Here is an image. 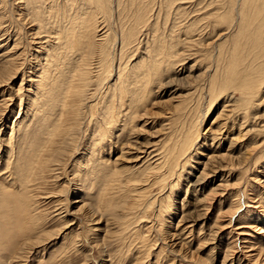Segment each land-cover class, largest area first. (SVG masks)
I'll use <instances>...</instances> for the list:
<instances>
[{
  "label": "rangeland",
  "instance_id": "obj_1",
  "mask_svg": "<svg viewBox=\"0 0 264 264\" xmlns=\"http://www.w3.org/2000/svg\"><path fill=\"white\" fill-rule=\"evenodd\" d=\"M0 1V8L6 7L0 11L7 15L3 23L0 14L4 24L0 26V65L7 56L17 62L13 78L0 75V264H198L199 260L207 264H264V101L261 107H252V114L243 119V136H237L241 116L225 118L222 130L215 129L218 124L213 122L221 121L215 119L229 97L214 98L205 123L198 127L208 139H203L205 145L194 146L193 152H198L193 162L182 163L173 180H161V173L154 175L155 163L168 154L174 135L179 131L182 136V129L190 126L182 115L191 112L188 95L194 94L193 104L201 95L197 102L203 113L210 107L205 92L208 78L203 82L196 76L205 69L211 70L210 77L216 76L215 66L225 62L226 48H220V43L231 41L234 30L223 32L225 27H221V36L214 37L200 33L199 48L190 45V49L187 42L179 41L178 31L183 33L189 25L184 19L209 15L219 4L228 6V0H177L172 8L169 0H108L104 11L97 13L82 0ZM175 12L181 15L177 17ZM172 32L180 50L174 69L158 77L152 73L146 76L138 67L152 55L146 51L169 39ZM208 42L217 44L209 46ZM159 50L157 59L162 60L169 51L167 47ZM261 51L253 46L249 57L261 61ZM209 61L214 70L205 68ZM130 70L136 72L132 80L126 76ZM62 77L66 78L65 90H72L58 96L54 87ZM146 82L148 89L144 88ZM121 87L120 92L117 88ZM261 94L264 99V87ZM168 99L172 103L181 99L186 104L181 105L183 112L167 109L164 103ZM134 101L140 105H133ZM240 150L247 154L245 163L236 160ZM212 155L217 158L208 160ZM202 162H208L207 168ZM242 163L249 166L246 172ZM203 169L205 176L200 174ZM212 187V197L202 201L204 188ZM148 189L160 199L165 197L163 205L173 206V224L166 221L165 212L158 214L156 207L148 213L155 217V224L144 227L137 221L135 227L139 217L135 219L134 210H141ZM132 202L136 207L125 212ZM83 204L85 208L78 210ZM129 216L133 219L125 220ZM165 229L172 234L175 231L176 237Z\"/></svg>",
  "mask_w": 264,
  "mask_h": 264
},
{
  "label": "bare ground",
  "instance_id": "obj_2",
  "mask_svg": "<svg viewBox=\"0 0 264 264\" xmlns=\"http://www.w3.org/2000/svg\"><path fill=\"white\" fill-rule=\"evenodd\" d=\"M23 1V0H22ZM229 2H228V6H226V2L224 3V4H222V5H217L215 8H213L212 9V11H210L211 13L209 14V15H206V16H202V15H200V16H196L195 15V17H194V19L192 20L191 18V21H190V19H188V20H185L184 19V21L185 22H187L189 25L186 27V29H184V32L182 33L181 31H178V39H179V41H183L184 43H186L187 42V45H189L188 46V49H190L189 47H190V45L192 46V47H198L199 45H200V42H201V39H200V33H202V35L203 36H211V35H213V37L216 35V34H218L219 32L218 31H220L219 30V28H221V27H225L224 28V30H223V32L225 31V29L228 31H230L231 29L232 30H234V31H232L233 32V38L231 39V41H226L225 43H220V46H219V43H218V46L220 47V48H226V53H225V56H224V60H225V62H223V61H220L221 63L223 62V64H220V66H215V71H216V76L214 75V76H212V77H210L211 76V70H207V69H205L203 72H202V75H198V76H196V78L200 81V80H202L203 79V82L204 81H206V79L208 78V84H207V89H206V93L208 94V96L210 97V107H209V104H208V106L207 107H209V108H207V111L205 112L204 111V113L201 111V109H202V107L200 108V103L199 102H197V100L199 101V98H202L201 97V95H199V98L196 100V104H193V101H194V94H193V92H191L193 95H188V93L187 94H185V95H188V96H190V102H189V104L187 105V107L190 109L189 111H191L190 112V114H188L186 111H188V110H186L185 112L187 113V114H185V113H182V115L183 116H187L186 117V119H185V121L186 120H188L189 119V124H190V126H189V128H185L186 130H183L182 129V136H181V132H179L178 130V135H174V140H172V146L170 147V143H169V151H168V154L167 153H165V150H164V152L163 153H165L166 154V156L164 157V155L161 157L162 158V161L160 162L159 161V163L158 162H156L155 163V167H154V175L156 174V175H159L160 173V176H161V180H164V178H166V179H168L169 177L173 180V178H175L176 176H175V173L180 169V167H181V169L183 168L182 166H181V164L182 163H186L187 164V162L189 161L190 163H192L193 162V159H194V155H196V153L198 152H193V150L196 148H194V146L196 145V146H203V145H205V143L207 142L206 141V139L205 140H203L204 138H207L208 139V135H202V132L200 133L199 132V125H203L204 123H205V120H206V118H207V115H208V113L210 112V110H211V107H212V104H213V102H214V98H216V100H217V97H219V96H222V95H225V94H227L228 95V97H229V99H228V101H226V103H224L221 107H222V110H223V112L221 113V111L219 110V112H218V115H217V117H216V119H215V121L216 120H218L219 118H221V121L218 123V121H216V122H213V123H215L214 125H217L216 126V130L218 129V130H222V128H223V126H225L224 124H225V118H229V117H231L232 115H233V117H235V116H241V124H240V126H238V127H240V129H239V132H238V134H237V136H243V131H244V129H243V125H244V121H243V119H245L246 117H248L247 115L248 114H252L251 113V110H252V107H253V109H254V106H258V107H261L262 106V102L264 101V99H262V94H261V87H264V1L263 2H261L260 0H228ZM1 2V1H0ZM6 2H7V0H6ZM26 2V1H25ZM108 2V0H82V4L83 5H90V6H93L94 8H95V10H96V13H97V11L98 12H103L104 11V7H105V4ZM176 2H177V0H169V7L170 8H172V6H174L175 4H176ZM182 2V1H181ZM261 2V3H260ZM3 3V2H2ZM8 3V2H7ZM166 3V2H165ZM167 4V3H166ZM3 5H5L4 3H3ZM26 5V4H25ZM108 5V4H107ZM180 5H182V4H178V6H180ZM183 5H185V4H183ZM190 5V4H189ZM21 6V5H20ZM200 7H202V6H200ZM6 8V7H5ZM4 7H1L0 9H3V11H5L4 9H5ZM28 8V6L26 7V9ZM64 8V7H63ZM79 9V8H78ZM180 9V8H179ZM185 8H183V10H184ZM201 9V8H200ZM223 9V11H221V12H218L219 10H222ZM28 10V9H27ZM140 10V9H139ZM174 10V9H173ZM181 10V9H180ZM7 11V10H6ZM185 11V10H184ZM29 12V11H28ZM27 12V13H28ZM94 12V11H93ZM186 12V11H185ZM4 13V16L2 15V12L0 11V14H1V16L3 17V19H2V22L3 23H5L3 20H5V16H7V15H5V12H3ZM105 14V13H104ZM175 14H176V16L177 17H179V14L180 13H178V12H175ZM181 15V14H180ZM186 15H188V14H186ZM106 16V15H105ZM9 17V16H8ZM8 17H6V19L8 18ZM33 18V17H32ZM182 18V17H181ZM0 19V20H1ZM183 19V18H182ZM107 20V19H106ZM177 20V19H176ZM229 20V21H228ZM179 21H181V20H179ZM179 21H178V23H179ZM190 21V22H189ZM1 21H0V24L2 23ZM84 22V21H83ZM107 22V21H106ZM2 23V24H3ZM11 23V22H10ZM225 23H227V24H225ZM2 24L0 25V26H2ZM212 24V25H211ZM178 25V24H177ZM183 25H184V23H183ZM182 25V26H183ZM235 26V28L234 27H232V26ZM3 26H4V24H3ZM8 27V26H7ZM65 28H67V27H65ZM175 29V28H174ZM6 30V29H5ZM84 30V29H83ZM183 30V29H182ZM175 31V30H174ZM261 31V32H260ZM68 32V31H67ZM135 32V31H134ZM80 33V32H79ZM154 33V32H153ZM199 33V34H198ZM172 35H170L169 37V39H166V38H164V40L162 39V40H160V41H158V43H157V45L156 44H153L151 47H150V50H147L146 52H148V53H150V54H152V55H147V57L145 58V56H143V58H145V60H142L143 61V63H141L142 64V66H138V67H141L142 68V70H144L143 71V73L146 75V76H148V74L150 75L151 73H152V76L153 77H158V76H160V75H162L163 73H166V72H169V71H171L172 70V68L174 67V65H175V56H176V53L177 52H180V50L178 49L179 47V42L177 41V40H174V32H172L171 33ZM44 35V34H43ZM219 35V34H218ZM38 36V35H37ZM121 36V35H120ZM202 36V37H203ZM219 36H221V35H219ZM35 37V36H34ZM42 37V36H41ZM51 37V36H50ZM106 37V36H105ZM165 37V36H164ZM195 37H198V39L197 38H195ZM201 37V38H202ZM223 37V36H222ZM17 38H19V37H17ZM101 38V37H100ZM220 37H218L217 39H219ZM104 39V38H103ZM205 39V38H204ZM208 41L209 40H211V38H206ZM14 40H16L15 38H14ZM20 40V39H19ZM18 40V41H19ZM101 40V39H100ZM214 40V39H213ZM215 40H216V38H215ZM228 40V39H227ZM109 41V40H108ZM220 41H221V39H220ZM225 41V40H224ZM15 42L16 41H14V44H15ZM42 42V41H41ZM47 42V41H46ZM46 42H44L45 44H46ZM96 44H100V42H98L97 43V41H94ZM93 42V43H94ZM219 42V41H218ZM18 43H20V42H18ZM122 43V42H121ZM154 43H156V42H154ZM198 43V44H197ZM203 43V42H202ZM57 44V43H56ZM104 44V43H103ZM206 44H208L209 46L210 45H216L217 44V42L216 43H210V42H208V43H206ZM16 46H18V44L16 43L15 44ZM20 45V44H19ZM40 45V44H39ZM95 45V44H94ZM124 45V44H123ZM122 45V46H123ZM126 45V44H125ZM124 45V46H125ZM41 46V45H40ZM66 46V45H65ZM150 46V45H149ZM186 46V45H185ZM185 46H184V48H185ZM217 46V47H218ZM255 47V46H257V49H259L260 47H261V49H262V51H261V54H259L260 55V60L261 61H255V60H257V59H255L254 57H249L250 56V51H251V47ZM44 47V46H43ZM89 47V46H88ZM106 47V46H105ZM166 48L167 47V51H169V53H167L165 56H163V58H162V60H159V58L157 59V56L159 55L158 54V52L160 51L159 49L160 48ZM191 47V48H192ZM13 48L15 49L16 47L13 45ZM199 48V47H198ZM88 49V48H87ZM93 49H95L94 47L92 48V50ZM105 49V48H104ZM195 49V48H194ZM206 49V48H205ZM210 49V48H209ZM215 49V48H214ZM97 50V49H96ZM132 50V49H131ZM184 50V49H183ZM218 50V49H217ZM7 52H9V51H7ZM89 52H91V53H93V51H89ZM97 52V51H96ZM95 52V53H96ZM163 52V51H162ZM172 52V53H171ZM9 53H11V52H9ZM8 53V54H9ZM13 53V52H12ZM70 53V52H69ZM103 53V52H102ZM19 54V53H18ZM21 54V53H20ZM81 54V53H80ZM85 54V53H84ZM134 54V53H133ZM179 54V53H178ZM181 55L180 56H182L184 53L183 52H181L180 53ZM207 54V53H206ZM14 55V54H13ZM13 55H11V56H13ZM70 55H72V54H70ZM75 55V54H74ZM93 55H94V53H93ZM16 56H17V54H16ZM19 56V55H18ZM17 56V57H18ZM78 56V55H77ZM96 56V55H95ZM103 56V55H102ZM104 56H106V55H104ZM109 56V55H108ZM208 56V55H207ZM253 56V55H252ZM16 57V58H17ZM74 57V56H73ZM213 57V56H212ZM3 58V57H2ZM1 58V59H2ZM87 57H85V59H86ZM96 58V57H95ZM123 58V57H122ZM176 58H177V56H176ZM251 58V59H250ZM4 59H5V57H4ZM15 59V58H14ZM70 59V58H69ZM74 59H77V58H74ZM83 59V58H82ZM142 59V58H141ZM178 59V58H177ZM222 59V60H223ZM90 60V59H89ZM91 60H92V56H91ZM99 60V59H98ZM108 60V59H107ZM4 61V60H3ZM87 61H88V59H87ZM109 61V60H108ZM141 61V60H140ZM183 61V60H182ZM205 61H206V59H205ZM72 62V61H71ZM122 62V61H121ZM213 62V61H212ZM60 63V62H59ZM81 63V62H80ZM89 63V62H88ZM90 63H92V62H90ZM110 63H111V61H110ZM129 63V62H128ZM127 63V64H128ZM208 63H210V61L209 62H207V64H206V66H205V68H212L211 66H209V64ZM16 64H17V62H15V60H11V58H9L8 56L6 57V60L4 61V63H2V65H0V75H2V76H6V77H8L9 79H11V78H13L14 77V74H15V72L17 71V67H16ZM66 64L67 65H69V64H71L70 63V61H67L66 60ZM75 64H77V63H75ZM96 64V63H95ZM212 64V63H211ZM74 65V64H73ZM72 65V66H73ZM108 65V64H107ZM110 65V64H109ZM178 65V64H177ZM92 66V65H91ZM96 66V65H95ZM106 66V65H105ZM213 66V65H212ZM57 67V66H56ZM64 67H66V66H64ZM69 67V66H68ZM94 67V66H93ZM221 67V68H220ZM76 68H78V66L76 65ZM87 68V67H86ZM103 68V67H102ZM136 68V67H135ZM62 69V68H61ZM74 69H75V67H74ZM81 69H82V67H81ZM137 69V68H136ZM174 69V68H173ZM213 69V68H212ZM213 69V70H214ZM57 70V69H56ZM68 70H69V68H68ZM83 70V69H82ZM89 70V69H88ZM94 70V69H93ZM100 70V69H99ZM59 71V70H58ZM57 71V72H58ZM63 71V70H62ZM70 71V70H69ZM72 71V70H71ZM84 71H86V70H84ZM125 71V70H124ZM137 71V70H136ZM50 72H52V71H50ZM61 72V71H60ZM89 72H90V70H89ZM101 72V71H100ZM140 72V71H139ZM76 73H77V71H76ZM82 73H83V71H82ZM124 73V72H123ZM126 73V72H125ZM136 73V72H135ZM134 72H133V70H130V74L128 75H126L127 76V79H129V80H132V75L133 74H135ZM138 73V72H137ZM90 74H91V72H90ZM101 74V73H100ZM166 74H168V73H166ZM217 74H218V78H217ZM61 76H62V74H60ZM77 75H78V73H77ZM170 75V74H169ZM56 75H54V77H55ZM68 76V75H67ZM83 76V75H82ZM91 76H93V75H90V78H91ZM64 77H66V76H64ZM64 77H62V80L58 83V84H56V86L54 87L55 88V90H56V92L58 93V96L60 95V94H64V93H68L65 89H66V87H65V85H66V81H65V79L66 78H64ZM74 77H76L75 75H74ZM152 77V79H154ZM210 77V78H209ZM68 78V77H67ZM55 79V78H54ZM56 79H57V77H56ZM80 79V78H79ZM83 79H84V77H83ZM93 79V78H92ZM51 80H52V78H51ZM58 80V79H57ZM72 80H74V79H72ZM72 80H71V83H72ZM80 80H82V78L80 79ZM53 81V80H52ZM70 81V80H69ZM75 81V80H74ZM84 81V80H83ZM88 81V80H87ZM214 81H218L217 83H213ZM54 82V81H53ZM85 82V81H84ZM79 83V82H78ZM81 84H82V81L80 82ZM117 83V82H116ZM197 83V82H196ZM84 84V83H83ZM204 84V83H203ZM202 84V85H203ZM72 85V84H71ZM78 85V84H77ZM85 85V84H84ZM113 85H115V83L113 84ZM191 85H195V83L194 84H191ZM263 85V86H262ZM150 86V84L149 83H145V87L144 88H147L148 89V87ZM160 86V85H159ZM199 86V85H198ZM71 87H73V86H71ZM82 87V86H81ZM89 87V86H88ZM88 87H87V89H88ZM116 87H117V84H116ZM120 87V86H119ZM69 87H67V89H68ZM79 88V87H78ZM196 88V87H195ZM194 88V89H195ZM201 88V87H200ZM204 88H206V87H204ZM204 88L202 89V91L204 90ZM86 89V90H87ZM115 89V88H114ZM122 89V87L121 88H117V90H121ZM72 90V89H71ZM71 90H70V92H71ZM79 90H81V89H79ZM85 90V89H84ZM85 90V91H86ZM126 90V89H125ZM76 91V90H75ZM143 91V90H142ZM149 91V90H148ZM195 91V90H194ZM41 92V91H40ZM69 92V93H70ZM83 92V91H82ZM88 92V91H87ZM121 92V91H120ZM235 92H237V96L236 95H234V93ZM78 93V92H77ZM114 93V92H113ZM135 92H133L132 93V95H136V94H134ZM203 93V92H202ZM81 94V93H80ZM84 94V93H83ZM106 94H107V92H106ZM189 94H190V92H189ZM69 95V94H68ZM75 95V94H74ZM86 95V94H85ZM110 95V94H109ZM113 95V94H112ZM115 95V94H114ZM120 95H123L122 93H120ZM226 95V96H227ZM66 96V95H65ZM207 96V95H206ZM67 97V96H66ZM227 97V98H228ZM85 98V97H84ZM122 98V97H121ZM120 98V99H121ZM71 99V98H70ZM72 99H74V98H72ZM99 99V98H98ZM106 99V98H105ZM110 99H112V98H110ZM114 100V99H113ZM123 100V99H122ZM169 100V101H168ZM164 104H166V106H167V109H169L170 111L172 110V112H178L179 110H181V112H183V107H181V105H185L186 106V104L183 102V101H181L180 102V100L178 99V100H175L173 103H172V101H171V99H168ZM66 101V100H65ZM185 102H187L188 101V99H185L184 100ZM74 102H76L75 101V99H74ZM177 102V103H176ZM60 103V102H59ZM77 103V102H76ZM48 104V103H47ZM53 104V103H52ZM62 104H63V102H62ZM71 104V103H70ZM75 104V103H74ZM79 104V103H78ZM85 104V103H84ZM133 105H135V106H137V105H140V102L139 101H134V103H132ZM202 104V103H201ZM44 105V104H43ZM82 105V104H81ZM93 105V104H92ZM45 106V105H44ZM56 106V105H55ZM71 106V105H70ZM84 106V105H83ZM202 106V105H201ZM65 107V106H64ZM74 107V106H73ZM228 107V108H227ZM257 107V108H258ZM43 108V107H42ZM41 108V109H42ZM74 108H76V107H74ZM79 108V107H78ZM77 108V109H78ZM82 108H85V106L84 107H81L80 108V110L82 109ZM183 108V109H182ZM187 108V109H188ZM225 108L227 109L226 111V114H224V111H225ZM249 108H251L250 109V111H248V112H244L245 110H248ZM257 108H256V110H257ZM49 109V108H48ZM68 109V108H67ZM259 109V108H258ZM54 110V109H53ZM255 110V109H254ZM52 111V110H51ZM106 111V110H105ZM109 111V110H108ZM47 112V111H46ZM54 112V111H53ZM72 112V111H71ZM200 112H202L201 114H200ZM55 113V112H54ZM53 113V115H55ZM89 113V112H88ZM146 113H148V109L145 111V114ZM163 113V112H162ZM168 113H170V112H168ZM234 113V114H233ZM79 114H81V113H79ZM129 114V116H132V114L129 112L128 113ZM137 114H138V109H136L134 112H133V116L134 117H136L137 116ZM243 114H244V116H243ZM82 115V114H81ZM99 115V114H98ZM104 115V114H103ZM114 115V114H113ZM141 115V114H140ZM166 115V114H165ZM181 115V114H180ZM189 115H190V117H192V119H190L189 118ZM256 115V114H255ZM77 116V115H76ZM80 116V115H79ZM128 116V117H129ZM132 116V117H133ZM142 116H143V114H142ZM164 116V115H163ZM163 116H161V117H163ZM170 116V115H169ZM81 117V116H80ZM114 117V116H113ZM168 117V116H167ZM232 117V118H233ZM244 117V118H243ZM103 118V117H102ZM178 118V117H177ZM224 118V119H223ZM237 118V117H236ZM53 119H55V118H53ZM78 118L76 117V120H77ZM183 119V118H182ZM181 119V120H182ZM194 119V122L192 121ZM235 119V118H234ZM252 119V118H251ZM52 120V119H51ZM253 120V119H252ZM100 121V120H99ZM169 121V120H168ZM55 122V121H54ZM53 122V123H54ZM56 122H57V119H56ZM75 123H77L76 121H74ZM79 122H83L82 121V119H81V121H79ZM101 122V121H100ZM178 122V121H177ZM183 122V121H182ZM228 122V121H227ZM239 119H237V123L239 124ZM102 123V122H101ZM112 123V122H111ZM179 123V122H178ZM230 123V122H229ZM234 123V122H233ZM250 123V122H249ZM261 123H262V121H261ZM78 124V123H77ZM98 124V123H97ZM170 124V123H169ZM237 124V125H238ZM264 124V123H263ZM262 124V125H263ZM57 125V124H56ZM104 125V124H103ZM180 125H182V124H180ZM58 126V125H57ZM78 126H80L79 124H78ZM169 126V125H168ZM227 126V125H226ZM236 126V125H235ZM257 126V125H256ZM259 126V125H258ZM76 127V126H75ZM102 127V126H101ZM181 127V126H180ZM260 127V126H259ZM53 128H54V126H53ZM178 128V127H177ZM234 128V127H233ZM69 129V128H68ZM68 129H66L67 130V132H68ZM80 129H81V127H80ZM111 129V128H110ZM164 129V128H163ZM167 129V128H166ZM262 129V128H261ZM51 130V129H50ZM65 130V131H66ZM70 130V129H69ZM172 130H173V128H172ZM248 130V129H247ZM53 131V130H52ZM51 131V132H52ZM78 131H79V129H78ZM107 131V130H106ZM108 131H110V130H108ZM252 131H254V130H252ZM258 131V130H257ZM55 132V131H54ZM62 132H63V130H62ZM112 132V131H111ZM219 132V131H218ZM48 133V132H47ZM259 133H261V131L259 132ZM66 134H68V133H66ZM72 134V133H71ZM107 134V133H106ZM170 134H172V133H170ZM175 134H176V132H175ZM213 134V133H212ZM255 134V133H254ZM50 135V134H49ZM53 135V134H52ZM65 135V134H64ZM173 135V134H172ZM203 136V138H202V143L200 144L199 143V137L200 136ZM51 136V135H50ZM55 136V135H54ZM67 136V135H66ZM105 136V135H104ZM257 136V135H256ZM53 137V136H52ZM97 137V136H96ZM106 137H107V135H106ZM115 137V136H114ZM215 137V136H214ZM213 137V138H214ZM223 137V136H222ZM231 137V136H230ZM51 138V137H50ZM64 138V137H63ZM105 138V137H104ZM167 138V137H166ZM254 138V137H253ZM262 139H264V138H262ZM238 140V139H237ZM69 141V140H68ZM236 141V140H235ZM260 141V140H259ZM102 142H103V140H102ZM258 142V141H257ZM212 143H214L213 141L211 142V145H212ZM220 143V142H219ZM260 143V142H259ZM98 145V144H97ZM230 146V145H229ZM167 147L168 146H166V148H164V149H167ZM74 148V147H73ZM194 148V149H193ZM197 148H199V147H197ZM162 149V148H161ZM244 149V148H243ZM74 150V149H73ZM198 150V149H197ZM32 151H33V149H32ZM214 151H216V150H214ZM156 152V151H155ZM231 152H233V151H231ZM242 151L240 150L239 151V153L238 154H240L239 156H238V158L236 159V160H238L239 162L238 163H241L242 161L244 162V161H246V158H247V154H245V153H241ZM31 153V152H30ZM161 153H162V151H161ZM160 153V154H161ZM156 154V153H155ZM258 154V153H257ZM35 155V154H34ZM161 156V155H160ZM159 156V157H160ZM259 156H262V155H259ZM152 157H154V156H152ZM224 156H223V154H221V158H223ZM157 158V157H156ZM210 158H213V159H215V158H217L216 156H214V155H212V156H208V160H210ZM260 158V157H259ZM33 159V158H32ZM81 159V158H80ZM152 159H154V158H152ZM248 159V158H247ZM156 160V159H155ZM159 160V159H158ZM221 160V159H220ZM255 160V159H254ZM149 161V160H148ZM150 161H154V160H150ZM75 162V161H74ZM91 162V161H90ZM218 163H219V161H217ZM255 162V161H254ZM202 163H204V168H207V166H206V163H208V162H202ZM245 163V162H244ZM244 163H242L243 165H242V168L243 167H245V166H247L245 169H244V171L246 172L247 170L246 169H248L249 168V166H248V164L246 163L245 165H244ZM256 164V163H255ZM219 165H221L220 163H219ZM206 166V167H205ZM209 166V165H208ZM147 167V166H146ZM145 167V168H146ZM143 168V167H142ZM209 168V167H208ZM35 169H36V167H35ZM141 170V169H140ZM148 170V169H147ZM163 170V171H162ZM191 170H192V168H191ZM143 171H144V168H143ZM152 171V170H151ZM150 171V172H151ZM206 171V170H205ZM205 171H204V169H203V171L200 173L202 176H205ZM85 172V171H84ZM149 172V173H150ZM138 173V172H137ZM144 173H146V172H144ZM149 173H147L146 174V176L149 174ZM179 173V172H178ZM180 174V173H179ZM135 175V174H134ZM145 175V174H144ZM151 175V174H150ZM176 175H178V174H176ZM182 175H183V173H182ZM145 176V177H146ZM166 176V177H165ZM172 176V177H171ZM173 176H175V177H173ZM145 177H144V179H145ZM208 177V176H207ZM140 179V178H139ZM143 179V180H144ZM180 179V178H179ZM92 180V179H91ZM132 180H133V177H132ZM138 180V179H137ZM198 180V179H197ZM250 180H252V179H250ZM148 181V180H147ZM195 181V180H194ZM127 182V181H126ZM128 182H130V181H128ZM170 182V181H169ZM168 182V183H169ZM146 183V182H145ZM147 183H149V181L147 182ZM162 183V182H161ZM172 184V183H171ZM179 184V183H178ZM123 185V184H122ZM131 185V184H130ZM129 185V186H130ZM137 185V184H136ZM140 185V184H139ZM173 185V184H172ZM171 185V186H172ZM194 185V184H193ZM125 186V185H124ZM123 186V187H124ZM138 186V185H137ZM170 186V187H171ZM195 187V186H194ZM134 188V187H133ZM172 188V187H171ZM170 188V189H171ZM176 188V187H175ZM145 189V188H144ZM166 189V188H165ZM164 189V190H165ZM173 189V188H172ZM171 189V190H172ZM212 189V190H211ZM211 189H209V188H207V190H206V188H204V192H202V195H204L203 196V200L202 201H205V199H210L211 197H212V195L211 194H213L212 192H214V188L212 187ZM150 190L151 189H148V190H145V192L148 194V195H145L144 196V198L142 199L143 201H144V204H142V206H141V210H134V215L136 214V216H135V219H136V217H139L138 219H136V221H134V225L137 223V221H138V223L137 224H139V223H141L142 225L144 224V227H145V225H150V224H152V223H154L155 221L154 220H156L155 219V217H152V216H148V213H149V210H151V211H155L154 209H156V207H157V209H156V212H158V214L160 213H166V217H165V219H166V221L167 220H170V224H173V221H172V223H171V219H173L172 217H171V214H172V210H171V208H173V206H170L169 207V205L167 204V203H165L164 205H163V203L162 202H164V200H165V197L164 198H159V197H157V195H152V194H150V193H148V192H150ZM167 191H168V189H167ZM170 191V190H169ZM203 191V190H202ZM126 192V191H125ZM163 192V191H162ZM208 192V193H207ZM131 193V192H130ZM137 193V192H136ZM145 193V194H146ZM167 193V192H166ZM126 195V194H125ZM127 195H128V193H127ZM132 195V194H131ZM130 195V196H131ZM163 195V194H162ZM165 196H167L166 194H165ZM169 196H170V194H169ZM236 196H237V194H236ZM137 197V196H136ZM141 197V196H140ZM133 198H135V197H133ZM135 200V199H134ZM206 200V201H207ZM240 200V199H239ZM125 202V201H124ZM134 202V201H133ZM132 202V204L130 205V208L131 209H129L128 210V208H126L124 211L125 212H128V213H130V212H132L133 211V209L136 207V205H133L134 203ZM137 202V201H136ZM170 202V201H169ZM233 202H234V200H233ZM232 202V203H233ZM138 203H139V201H138ZM141 203V202H140ZM237 203V202H236ZM36 204V203H35ZM241 204V203H240ZM139 205V204H138ZM235 205V204H234ZM84 206V207H83ZM88 206V205H87ZM86 206V207H87ZM90 206V205H89ZM236 207H237V205H235ZM238 206H239V204H238ZM242 206V205H241ZM82 207L83 208H85V205L83 204V205H80L79 206V209L78 210H80V209H82ZM234 208V209H237V208ZM88 208V207H87ZM241 208V207H240ZM239 208V209H240ZM174 209H175V204H174ZM36 210H38L37 208H36ZM238 210V209H237ZM35 211V210H34ZM81 211H83V210H81ZM89 211H90V209H89ZM95 212V211H94ZM93 212V214L95 215L96 213H94ZM120 212V211H119ZM155 212V213H156ZM154 213V212H153ZM225 213V212H224ZM232 213H234L235 214V212L233 211ZM157 214V215H158ZM127 215V214H126ZM130 215V214H129ZM133 215V216H134ZM162 215V214H161ZM95 216H97V214L95 215ZM133 216H129L128 218H126L125 220H131V219H133ZM141 216V217H140ZM219 218V217H218ZM99 219V218H98ZM161 219V218H160ZM183 219H185V215L183 216ZM116 220V219H115ZM95 221V220H94ZM127 221H125V222H127ZM136 222V223H135ZM149 222H151V223H149ZM158 222V221H157ZM130 223V222H129ZM162 223V222H161ZM166 223V222H165ZM33 224V223H32ZM155 224V223H154ZM153 224V225H154ZM160 224V223H159ZM37 225V224H36ZM128 225H130V224H128ZM164 225V224H163ZM132 226H133V224H132ZM131 226V227H132ZM173 225H170L169 226V228H171ZM177 226V225H176ZM39 227V226H38ZM68 227V226H67ZM128 227V226H127ZM130 227V228H131ZM135 227H136V225H135ZM134 227V228H135ZM142 227V226H141ZM153 227V226H152ZM42 228V227H41ZM133 228V229H134ZM139 228V227H138ZM260 228V227H259ZM44 229V228H43ZM128 229V228H127ZM137 229V228H136ZM129 230V229H128ZM139 231H140V229H138ZM142 230V229H141ZM110 231V230H109ZM131 231V230H130ZM138 231V232H139ZM170 232V236H172V238L174 237H176V236H173L174 235V233H175V231H174V233L172 234L171 233V230H167V229H165V231L164 232ZM128 232V231H127ZM127 232L125 233V234H127ZM159 232V231H158ZM177 232V231H176ZM132 233V232H131ZM135 234V233H134ZM240 234H242V233H240ZM132 236H133V234H132ZM127 237V236H126ZM168 238H169V236H167L166 237V240H168ZM133 241H135L134 239H133ZM232 242V241H231ZM236 243V242H235ZM234 244V243H233ZM172 245V244H171ZM174 248V247H173ZM235 248H236V246H235ZM172 250H174V249H172ZM251 250H255L254 248H252ZM174 251H176V250H174ZM173 251V252H174ZM179 251V250H178ZM178 255H180V253L178 254ZM187 257V256H186ZM207 258V257H206ZM199 263L198 264H207L208 262H206V261H198Z\"/></svg>",
  "mask_w": 264,
  "mask_h": 264
}]
</instances>
